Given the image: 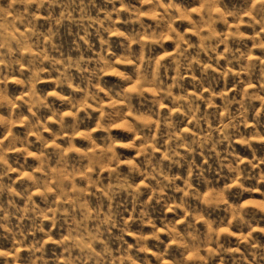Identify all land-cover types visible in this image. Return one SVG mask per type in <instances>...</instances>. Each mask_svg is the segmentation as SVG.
<instances>
[{"label":"clouds","instance_id":"clouds-1","mask_svg":"<svg viewBox=\"0 0 264 264\" xmlns=\"http://www.w3.org/2000/svg\"><path fill=\"white\" fill-rule=\"evenodd\" d=\"M0 264H264V0H0Z\"/></svg>","mask_w":264,"mask_h":264}]
</instances>
